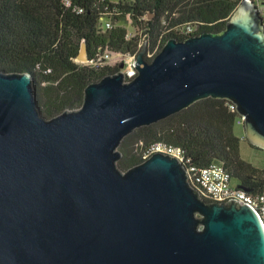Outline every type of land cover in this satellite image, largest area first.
I'll return each instance as SVG.
<instances>
[{
	"label": "water",
	"instance_id": "95a60500",
	"mask_svg": "<svg viewBox=\"0 0 264 264\" xmlns=\"http://www.w3.org/2000/svg\"><path fill=\"white\" fill-rule=\"evenodd\" d=\"M145 47L135 78L106 75L80 108L52 118L29 72L0 69V264H264L252 206L207 201L165 153L118 165L128 135L207 98L235 104L247 140L264 151L254 3L243 1L218 33L170 38L150 62ZM78 60H88L85 42Z\"/></svg>",
	"mask_w": 264,
	"mask_h": 264
},
{
	"label": "trees",
	"instance_id": "16d2710c",
	"mask_svg": "<svg viewBox=\"0 0 264 264\" xmlns=\"http://www.w3.org/2000/svg\"><path fill=\"white\" fill-rule=\"evenodd\" d=\"M243 1L0 0V69L29 72L42 115L52 118L80 108L86 87L121 70L126 56L140 53L143 41L150 62L148 54H157L170 38L224 30ZM102 18L113 27L104 29ZM124 21H131L133 29L120 24ZM84 42L88 60L81 62ZM238 118L228 100H201L128 135L118 165L126 171L143 162L156 143H166L183 149L190 165L222 164L237 186L263 193L264 170L242 157V141L255 146L245 131L243 138L238 135L243 127Z\"/></svg>",
	"mask_w": 264,
	"mask_h": 264
},
{
	"label": "built area",
	"instance_id": "2783aa9c",
	"mask_svg": "<svg viewBox=\"0 0 264 264\" xmlns=\"http://www.w3.org/2000/svg\"><path fill=\"white\" fill-rule=\"evenodd\" d=\"M250 1L254 3L257 14L262 19L264 26V0ZM101 20L104 29L108 30L113 27L110 19L102 18ZM187 30L192 32L193 28L188 27ZM145 42L146 41L142 42V50ZM155 53L156 52L148 54V58H151L152 60L156 55ZM138 54L139 53L126 56L122 64L123 68L121 70L124 72L126 80H131L138 75V70L136 69ZM107 58H109V56H107ZM231 108L236 110V105L232 102ZM244 122L245 117L239 115L237 120L238 125L243 126ZM155 153H165L177 158L186 168L190 184L200 192L203 198L215 202H228L229 200H235L240 204H248L257 211L264 224V192L252 194L249 191L239 188L237 184L234 185L230 172L222 164L214 163L205 167L190 165V160L186 158L183 149L170 146L166 143H156L151 148L150 155L145 157V159Z\"/></svg>",
	"mask_w": 264,
	"mask_h": 264
},
{
	"label": "rangeland",
	"instance_id": "374dc122",
	"mask_svg": "<svg viewBox=\"0 0 264 264\" xmlns=\"http://www.w3.org/2000/svg\"><path fill=\"white\" fill-rule=\"evenodd\" d=\"M112 1H118V0H112ZM120 24L127 27L130 30L133 29L131 21H124ZM241 154L244 160L264 170V151L263 150L252 148L251 146H249L247 142L242 141ZM233 184L236 185V182L234 180H233Z\"/></svg>",
	"mask_w": 264,
	"mask_h": 264
},
{
	"label": "crops",
	"instance_id": "0c3cea01",
	"mask_svg": "<svg viewBox=\"0 0 264 264\" xmlns=\"http://www.w3.org/2000/svg\"><path fill=\"white\" fill-rule=\"evenodd\" d=\"M243 131H244L243 127H240V129H238V135L241 136L242 138L244 136V132Z\"/></svg>",
	"mask_w": 264,
	"mask_h": 264
},
{
	"label": "flooded vegetation",
	"instance_id": "af4514ba",
	"mask_svg": "<svg viewBox=\"0 0 264 264\" xmlns=\"http://www.w3.org/2000/svg\"><path fill=\"white\" fill-rule=\"evenodd\" d=\"M256 148V147H255ZM258 149V148H257Z\"/></svg>",
	"mask_w": 264,
	"mask_h": 264
},
{
	"label": "bare ground",
	"instance_id": "6f19581e",
	"mask_svg": "<svg viewBox=\"0 0 264 264\" xmlns=\"http://www.w3.org/2000/svg\"><path fill=\"white\" fill-rule=\"evenodd\" d=\"M122 69V68H121Z\"/></svg>",
	"mask_w": 264,
	"mask_h": 264
}]
</instances>
